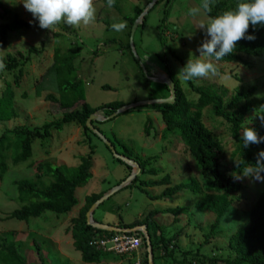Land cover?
Instances as JSON below:
<instances>
[{
	"label": "rangeland",
	"instance_id": "374dc122",
	"mask_svg": "<svg viewBox=\"0 0 264 264\" xmlns=\"http://www.w3.org/2000/svg\"><path fill=\"white\" fill-rule=\"evenodd\" d=\"M0 1L12 11V18L17 16L33 24L30 30L11 34L7 47L0 48V60L3 61L7 54L28 53L31 48L39 51L30 56L31 61L24 67L25 75L18 87L13 84V76L7 77L5 72L0 73V94L4 89V81H8L15 93V108L19 114L16 119L0 122V137L18 127L41 130L45 124L61 119L57 106H51L45 100L49 94L58 96L55 82L47 74L54 62L57 48L63 53L76 47L81 48L80 57L76 62L77 77L83 81L86 102L94 108L112 102L133 105L138 102L167 99L170 97L169 88L155 83L152 79L170 74L181 83L190 101L199 98L198 94L190 91L187 81L178 76V71L189 59H210L201 57L197 51L205 40L210 39L206 36V29L198 27L199 23L208 22L201 7L202 0H169L168 6V0H164L155 6L150 10L143 25H139L135 32L134 50L130 45L133 25L124 17L134 18L138 10L144 11L153 0H123L121 13L108 8L102 0H93L96 9L93 23H81L72 27L62 21L52 30L41 29L37 24L38 20L24 8L21 0ZM192 8H200L195 17L188 14ZM121 21L127 22L126 29L122 32L114 31L111 25ZM250 58L243 56V62L238 64L216 63L219 76L196 78L193 82L199 87H214L219 92L226 89V99H230L237 91L249 87L256 88L252 99L260 100L264 94V60ZM140 64L144 65V69ZM49 80L53 83L54 90L50 83L48 84ZM104 86H107V89L103 88ZM39 90L41 96L38 97ZM25 94L26 98L23 97ZM208 110L204 111V122L210 130L223 138L224 148L228 152L225 169L239 176V181L244 186L240 193L231 197L234 202L222 219L215 240L211 239L210 244L203 246L206 236L211 234L215 225L216 216L196 208L200 195L182 190L166 202H153L148 195L160 196L166 187L144 189L139 183L141 180L159 181L167 175H170L172 185L185 184L191 178L201 182L199 166L186 152L180 139L171 137L165 141L162 138L165 126L160 114L161 108L155 105L135 108L110 121L95 122L97 130L111 143H115L118 153H123V148L115 139L127 145L137 159H150L147 169H156L158 175H140L137 184L124 188L97 209L94 219L103 224L117 226L121 218L125 225H130L143 220L145 215L156 210L162 212V215L155 217L159 226L170 227L168 232L173 233L184 230L183 236L176 242L180 250L175 251L174 258L182 261V254L187 251L193 254L199 251L208 258L221 260L233 258L234 255L227 246L228 239L238 229L249 226V208L258 200L264 185L251 176L244 177L239 171V156L235 154L237 147L230 140L228 124L222 119L214 118ZM149 120L152 122V128L150 126L148 136L145 130ZM254 122L260 124V116L253 115L252 123ZM91 147L95 149L93 178L87 187L77 190L76 196L80 204L68 216L58 217L46 212L41 218L29 222L9 218L10 213L20 208L14 183L37 179L34 169L26 164L14 165L11 159L7 160L9 171L3 180L0 179V236L20 246L30 264H43L33 245L34 240L39 242L43 249V255L46 257L44 264H86L74 247L71 233L67 232L71 229V219L78 215L87 195L107 193L128 176L127 166L114 158L104 142L92 134H88L87 138L83 128L77 123L66 125L62 132L53 130L51 139L46 142H34L33 156L29 162L37 165L50 163L55 167H77L81 158L91 153ZM177 207H189L190 212L180 216V222L174 225L175 217L165 214L164 211ZM158 255L159 253H156L157 264H175L172 258L165 260ZM140 259V256L127 258L123 264H135ZM115 261L112 260L111 264Z\"/></svg>",
	"mask_w": 264,
	"mask_h": 264
},
{
	"label": "trees",
	"instance_id": "16d2710c",
	"mask_svg": "<svg viewBox=\"0 0 264 264\" xmlns=\"http://www.w3.org/2000/svg\"><path fill=\"white\" fill-rule=\"evenodd\" d=\"M102 1L107 6V0ZM122 1L115 0V4L112 7L119 13L122 12ZM163 1H159L157 5ZM240 2H248V0H212L211 12L205 13L203 11V13L208 19L209 17L214 18L224 11L235 10ZM169 3L170 1L168 0L167 6ZM142 13L143 9H140L136 12L134 18L125 16L124 19L133 25ZM12 16V11L7 9L4 3L0 1V48L7 47L11 34L33 28V24H29L17 16L12 18ZM37 24L39 25V22ZM162 27H164L163 24ZM247 35H253L256 39L254 41L242 39L237 42L234 52L219 62L215 61L214 57L210 59L218 65L241 63L243 62V56L264 60V26L257 25L253 28L250 25ZM81 51L80 47H76L63 53L61 49L57 48L54 54V62L47 73L52 78V81L55 82L58 96L49 94L45 97V100L51 106H57V109L60 110L59 113L61 112V119L45 124L41 130L40 128L18 127L7 131L0 137V179L3 180L9 171L8 159H11L14 165L26 164L27 167L34 169L37 179L20 180L14 183L18 192L17 202L20 208L10 213L9 218L29 222L30 220L41 218L46 212L53 213L58 217L68 216L73 213L80 204L76 196L77 190L87 187L93 178V154L95 149L91 147L93 149L91 153L87 157L81 158L80 164L75 168H69L64 165L55 167L50 163L37 165L29 162L33 156L34 142L37 140L46 142L51 139L53 130L62 132L66 125L74 123L79 124L83 128L87 138L88 134H92L100 139L87 127V120L96 113L106 118L110 117L118 109L127 106L122 102H112L94 108L86 102L83 81L77 77L78 68L76 62L80 57ZM38 52L36 48H31L28 53L7 54L6 58L3 59L6 67L0 73L5 72L7 77L13 76V84L18 87L25 75L24 67L31 61L30 56ZM170 77L176 86L175 103L173 105H155V107L161 108L160 114L165 126L162 138L165 141L171 137L180 139L186 148V152L199 166L201 182L196 178H191L185 184L172 185L171 177L167 175L159 181H141V187H166L160 196L148 195L154 201L173 198L182 190L200 195L196 208L201 212H209L216 216L211 234L206 236V240L203 243V246H207L210 244L211 239L215 240L218 233L217 229L234 202L231 197L233 194L240 193L244 186L239 179H236L237 175L225 169L228 152L224 148L223 138L216 135L206 126L204 111L209 109L208 111L211 112L214 118L222 119L228 124L230 140L235 143L237 147L235 154L239 156L237 167L243 173L244 168L255 166L258 152L264 150V142L251 144L244 148L241 139L243 129L246 127L255 129L258 137L264 138V122L261 120L260 124L252 123L253 115L264 117V94L260 100H253L256 88L249 87L248 89L237 91L230 99H226L228 95L226 89L219 92L214 87H199L194 84V80H191L187 81L189 89L191 92L198 94L199 98L190 101L181 83L174 75L170 74ZM49 83L53 89V83L50 80L48 81ZM4 84L3 92L0 94V122H7L19 116L15 108L13 88L8 81H4ZM103 88L107 89V86ZM40 94L39 90L37 96H41ZM26 96V94L23 95L24 98ZM133 110L135 109L124 114ZM100 112L103 114H100ZM92 125L97 130L95 122ZM150 126L152 128V122L149 120L145 130V134L148 136L151 131ZM100 133L102 134V132ZM115 141L123 148V153L116 152L139 163L141 175H158L156 169H147L151 162L150 159L146 161L137 159L127 145L120 143L118 139H115ZM112 145L116 148L115 143L112 142ZM105 146L109 149L107 145ZM116 160L121 162L118 159ZM126 166L128 178L132 168L128 165ZM261 175H264V173H261ZM138 180L139 178L126 188L134 186ZM105 193L87 195L83 207L79 209L78 215L71 219V229L67 231L71 233L74 247L80 252L81 259L86 264H102L109 259V256L118 262L129 257L128 255H111L97 249L92 244V239L97 234L101 238H110L116 234L99 231L87 223V213ZM249 209V226L238 229L228 239V249L234 255L231 259L208 258L199 251L195 254L190 251L183 252L182 261L174 258L175 251L180 250L176 242L183 236L184 230L179 233H173L168 232L170 227L159 226L155 222V217L161 213L156 210L145 215L146 217L143 220L124 225L123 228L147 227L151 238L155 264H157L156 259L158 258L156 253H159L158 256L161 259L168 260L172 258L175 264H264V187L256 203ZM189 212V207H177L176 209L164 211L165 214L175 217L174 225L180 222V216H185ZM95 221L98 222L97 220ZM138 235L142 236L141 234ZM33 245L41 263L43 262L44 264L46 257L43 255L40 243L34 240ZM131 256H135V254ZM141 259L142 264H148L147 245H144L141 249ZM0 264H30V262H28L27 256L20 246L0 236Z\"/></svg>",
	"mask_w": 264,
	"mask_h": 264
},
{
	"label": "clouds",
	"instance_id": "9594fccd",
	"mask_svg": "<svg viewBox=\"0 0 264 264\" xmlns=\"http://www.w3.org/2000/svg\"><path fill=\"white\" fill-rule=\"evenodd\" d=\"M21 2L24 8L32 14L33 18L38 20L41 29L52 30L62 21L66 25L72 27L79 26L81 23L89 25L93 23L96 18V9L93 6V0H21ZM114 4L115 0H107L108 8H112ZM211 4L212 0H202L201 7L205 13L211 12ZM199 12L200 8H192L189 9L188 14L195 17ZM250 25L253 28L257 25L264 26V0L240 2L235 10L224 11L214 18L209 17L206 24L203 22L199 23L198 27L206 29V36L210 37V39L205 40L197 51L200 53L201 57H214L215 61L219 62L224 57L234 52L237 42L242 39L248 41H254L256 39L253 35H247ZM126 27V21L113 23L111 25V28L116 32H122ZM5 67L6 65L0 60V71H3ZM219 75L217 64L213 63L211 59H189L187 64L178 71V76L185 81ZM260 118L262 122H264V117ZM241 139L244 148H247L251 144L264 142V138L258 137L256 130L251 127L243 129ZM261 173H264V151L258 154L254 167L248 166L243 169L244 177L251 176L255 181L264 182V175H261ZM140 175L141 173L137 178L140 179ZM236 179H240V177L237 176ZM133 183L134 181L130 185ZM118 234L120 233H116L115 235ZM135 234L138 235L141 233ZM96 236L101 237L97 234L93 239ZM141 237H143L144 245H146L144 236L142 235ZM141 249L129 255L137 254ZM138 262L141 263V260Z\"/></svg>",
	"mask_w": 264,
	"mask_h": 264
},
{
	"label": "water",
	"instance_id": "95a60500",
	"mask_svg": "<svg viewBox=\"0 0 264 264\" xmlns=\"http://www.w3.org/2000/svg\"><path fill=\"white\" fill-rule=\"evenodd\" d=\"M161 1V0H153L149 6L143 11V13L139 16V18L135 21V23L133 24V28H132V32H131V41H130V45L131 48L134 50V43H133V39L135 36V32L137 30V28L139 27V25H143L146 17L148 16L150 10H152L155 5H157V3ZM143 69H144V65L140 64ZM155 83L161 84V85H165L169 88L170 90V97L167 99H160V100H152V101H148V102H138L135 103L133 105H127L122 107L121 109H118L114 114H112L110 117H103L101 115H99L98 113L92 115L88 120H87V127L94 133L96 134L103 142L105 145H107L109 147V149L111 150V152L113 153V156L120 160L121 162L125 163L126 165L130 166L131 168H133L130 176L124 181L122 182L120 185H118L117 187L111 189L109 192L105 193L90 209V211L87 213V223L88 225H91L93 228L99 230V231H107V232H113V233H125V234H135V233H141L144 236V240H145V244L147 245V252H148V264H155V260H154V255H153V249H152V245H151V238L148 234L147 231V227L146 226H138L135 228H130V229H124V228H119V227H113V226H109V225H105V224H100L98 222H96L94 220L93 214L94 212L107 200H109L110 197H112L113 195H115L117 192L123 190L125 187L129 186L133 181H135L138 177V175L141 173V168L140 165L131 160L128 159L126 157H123L121 155H119L114 146L112 145V143L106 139V137L101 134L98 130H96L92 123L93 122H106V121H110L113 120L115 118H117L118 116L124 114L127 111H130L132 109L138 108V107H142V106H149V105H173L176 101V86L174 81L172 80V78L170 76H161L159 78H153L152 79Z\"/></svg>",
	"mask_w": 264,
	"mask_h": 264
},
{
	"label": "built area",
	"instance_id": "2783aa9c",
	"mask_svg": "<svg viewBox=\"0 0 264 264\" xmlns=\"http://www.w3.org/2000/svg\"><path fill=\"white\" fill-rule=\"evenodd\" d=\"M97 249L117 255H129L139 251L143 245V237L137 234H118L110 238L96 236L92 242ZM135 264H141L137 262Z\"/></svg>",
	"mask_w": 264,
	"mask_h": 264
},
{
	"label": "crops",
	"instance_id": "0c3cea01",
	"mask_svg": "<svg viewBox=\"0 0 264 264\" xmlns=\"http://www.w3.org/2000/svg\"><path fill=\"white\" fill-rule=\"evenodd\" d=\"M139 181H140V179H139ZM141 181H143V180H141ZM145 182H150V181H147V180H145ZM140 185H141V183H140ZM126 188V187H125ZM144 188V187H143ZM147 188H149V187H147ZM154 188V187H153ZM145 189V188H144ZM122 191V190H121ZM120 192V191H119ZM118 193V192H117ZM152 196H158V195H152ZM151 200V199H150ZM160 201V200H159ZM161 201H167V199H164V200H161ZM153 202H158V201H153ZM155 211V210H154ZM160 215H162V212H161V214ZM159 216V215H158ZM98 221V220H97ZM99 222V221H98ZM100 223V222H99ZM126 223L120 218V220H119V224L116 226V225H113V224H105V225H111V226H113V227H123L124 225H125ZM111 255H113V254H111ZM115 256V255H114ZM136 256H140L141 257V251L140 252H138L137 254H135V256H131V257H128L129 259H134V257H136ZM113 259H111V256H109V259H107L105 262H103L102 264H107V263H110L111 264V261H112ZM124 260H126V259H124ZM124 260L123 261H121V263L120 262H114V263H112V264H123V262H124ZM141 261H142V259H140Z\"/></svg>",
	"mask_w": 264,
	"mask_h": 264
}]
</instances>
